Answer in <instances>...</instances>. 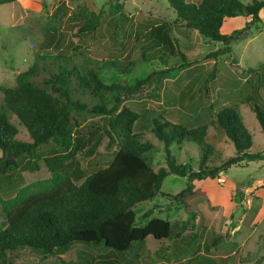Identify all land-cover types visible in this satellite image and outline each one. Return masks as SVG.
<instances>
[{"label": "rangeland", "instance_id": "1", "mask_svg": "<svg viewBox=\"0 0 264 264\" xmlns=\"http://www.w3.org/2000/svg\"><path fill=\"white\" fill-rule=\"evenodd\" d=\"M108 1L23 0L25 6L21 3L24 6L21 15L17 6L0 7L2 88L15 87L17 75L37 63L32 82L56 94L49 74L56 69L57 57L76 67L88 81L89 70H94L109 85L132 87L144 80L135 94L117 91L96 97L87 89L85 94H75V99L88 106V111L72 113L75 129L87 140L92 138L88 148L76 155L86 176L108 166L120 145L110 146L105 117L91 111L96 104L104 105L114 114L127 107L140 115L134 133L140 135L142 143L154 146L148 159L157 172L167 169L168 164L165 146L153 133L154 119L188 128L207 126L210 137L220 145L212 158L214 165L236 157L238 153L228 139L220 135L214 139L218 134L214 125L216 115L227 105L237 106L253 138L251 152L260 153L264 158V135L253 111L254 101L264 109V88L261 75L252 73L264 64V15L260 24H253L251 17L245 15L227 19L222 28L224 35L245 28L246 31L241 40L224 44L186 29L169 0H121L125 4V16L116 19L108 16ZM242 1L250 4L255 0ZM101 9L105 16L99 13ZM49 22L59 28L62 42L59 48L41 52L39 46ZM163 22L175 26L171 34L184 54L168 63L160 61L154 51L143 56L139 46L148 28ZM90 24L94 26L92 32L81 41H75L74 27ZM219 51L221 54L216 55ZM124 66H131V72L122 73L118 67ZM73 84H76L75 79ZM3 102L4 93L0 92V112ZM8 116L19 129V138L31 141L26 128L10 113ZM39 151L43 158L64 154L53 142ZM171 152L178 164L186 166L189 174L197 172L202 151L196 145H174ZM51 178L49 167L41 161L37 172L26 171L12 180H0V196L12 200L23 190H38ZM221 179L225 183L220 182ZM186 190L189 192L186 198L176 199ZM162 191L174 199L145 201L136 205L134 211L140 227L153 218L173 223L174 235L170 240L157 241L148 237L140 253L117 254L99 246L79 244L44 258L25 250L18 255L16 263L264 264V160L242 163L204 180L169 175ZM5 227L0 204V230Z\"/></svg>", "mask_w": 264, "mask_h": 264}, {"label": "trees", "instance_id": "2", "mask_svg": "<svg viewBox=\"0 0 264 264\" xmlns=\"http://www.w3.org/2000/svg\"><path fill=\"white\" fill-rule=\"evenodd\" d=\"M15 2L17 0H0V7ZM169 2L186 29L224 44L241 40L246 31L245 28L224 35L222 28L227 19L245 15L251 17L253 24H260L264 14V1L257 0L250 4L242 0ZM108 5V16L113 19L125 16V4L121 0H109ZM99 13L105 16L104 10H99ZM174 27L167 22L149 27L143 41L139 42L143 56L154 51L164 63L184 57L178 41L171 34ZM93 28L92 24L75 26V41H81ZM60 33L59 28L49 22L44 41L39 46L40 51L59 48L62 42ZM219 54L221 51L216 55ZM56 60V69L49 74L56 94L32 82L37 63L17 75L15 87L7 89L0 86V92L4 93L0 112V180H12L26 171L37 172L41 161L47 164L52 173L51 180L36 191L23 190L8 201L0 196L6 219V227L0 230V264H17L18 255L25 250L48 258L79 244L99 246L117 254L140 253L148 237L162 241L170 240L174 235L175 225L161 218H153L145 226H138L134 211L139 203L173 198L162 191L169 175L204 180L214 178L233 166L264 160L262 154L251 152L253 138L237 106L227 105L216 115L214 125L218 134L214 139L219 135L228 139L238 153L236 157L214 165L212 158L218 152L219 143L210 137L207 126L188 128L154 119L153 133L165 146L168 164L167 169L157 172L148 159V153L154 146L142 143L140 135L134 133L140 115L127 107L114 114L104 105L96 104L91 111L105 117L110 146L120 145L108 166L87 177L76 155L88 148L92 138L87 140L75 129L72 113L88 111V106L80 99H75V94H85L86 89L96 94V97L117 91L135 94L144 80L132 87L109 85L94 70H89L88 81L63 58L57 57ZM118 68L122 73H130L132 69L131 66ZM252 73L261 75L264 88V64ZM73 79L76 84H73ZM253 111L264 135V109L254 101ZM9 113L26 128L31 141L19 138V129L10 122ZM90 135L92 137V132ZM52 142L61 147L64 154L43 158L40 148ZM187 144L196 145L202 151L197 172L190 174L186 166L177 163L171 152L172 146ZM188 193V190L183 191L176 199L186 198ZM62 264H66L65 261Z\"/></svg>", "mask_w": 264, "mask_h": 264}, {"label": "crops", "instance_id": "3", "mask_svg": "<svg viewBox=\"0 0 264 264\" xmlns=\"http://www.w3.org/2000/svg\"><path fill=\"white\" fill-rule=\"evenodd\" d=\"M22 1H23V0H17V2H15L14 4H11V5H13V6H17V7H18V10H19L18 13H20V15H21L22 8L24 9V6H25V5H24V2H22ZM21 3H23L24 6H21V5H22ZM263 15H264V14H263ZM263 15H262V16H263ZM219 146H220V145H219ZM259 181H260V180H258L257 183H258ZM255 184H256V182H254V185H255ZM254 187L257 188V185H255Z\"/></svg>", "mask_w": 264, "mask_h": 264}, {"label": "built area", "instance_id": "4", "mask_svg": "<svg viewBox=\"0 0 264 264\" xmlns=\"http://www.w3.org/2000/svg\"><path fill=\"white\" fill-rule=\"evenodd\" d=\"M220 182H222V183H225V180L224 179H221V180H219Z\"/></svg>", "mask_w": 264, "mask_h": 264}]
</instances>
